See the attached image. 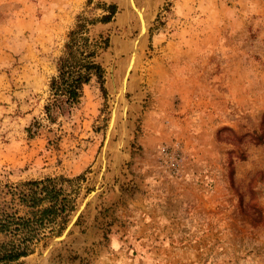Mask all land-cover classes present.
Masks as SVG:
<instances>
[{
    "label": "rangeland",
    "instance_id": "374dc122",
    "mask_svg": "<svg viewBox=\"0 0 264 264\" xmlns=\"http://www.w3.org/2000/svg\"><path fill=\"white\" fill-rule=\"evenodd\" d=\"M104 4L103 89L51 120L68 32ZM45 178L67 211L0 264H264V0H0V208Z\"/></svg>",
    "mask_w": 264,
    "mask_h": 264
},
{
    "label": "trees",
    "instance_id": "16d2710c",
    "mask_svg": "<svg viewBox=\"0 0 264 264\" xmlns=\"http://www.w3.org/2000/svg\"><path fill=\"white\" fill-rule=\"evenodd\" d=\"M106 14L99 19H87L82 14L68 32L64 52L57 61V74L49 82L50 96L44 109L48 118L64 114L78 103L83 86L95 78L104 83V69L97 61L98 51L108 46V38L92 39L88 35V26L95 22H109L116 12V6L103 5ZM57 178H45L39 181L22 183L15 189L18 204L27 208L24 216L17 211L8 213L5 207L0 208V262H12L27 256L32 250L40 232L50 223L61 217L68 206L60 197V190L55 187ZM62 214V215H61Z\"/></svg>",
    "mask_w": 264,
    "mask_h": 264
},
{
    "label": "bare ground",
    "instance_id": "6f19581e",
    "mask_svg": "<svg viewBox=\"0 0 264 264\" xmlns=\"http://www.w3.org/2000/svg\"><path fill=\"white\" fill-rule=\"evenodd\" d=\"M131 3H132V0H129ZM136 12H137V15H138V18H139V22H140V36H141V38H143V37H145V36H143L144 34H145V32H146V28H145V24H144V22H143V16H142V12L141 11H138V10H136ZM139 36V37H140ZM143 36V37H142ZM141 38H139V39H141ZM138 39V40H139ZM113 118V117H112ZM112 121V120H111Z\"/></svg>",
    "mask_w": 264,
    "mask_h": 264
},
{
    "label": "water",
    "instance_id": "95a60500",
    "mask_svg": "<svg viewBox=\"0 0 264 264\" xmlns=\"http://www.w3.org/2000/svg\"><path fill=\"white\" fill-rule=\"evenodd\" d=\"M66 232H64L59 238L54 239L55 241H58L59 239L63 238Z\"/></svg>",
    "mask_w": 264,
    "mask_h": 264
}]
</instances>
